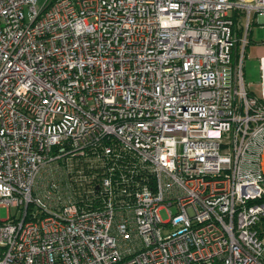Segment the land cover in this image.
Listing matches in <instances>:
<instances>
[{
    "label": "built area",
    "instance_id": "obj_1",
    "mask_svg": "<svg viewBox=\"0 0 264 264\" xmlns=\"http://www.w3.org/2000/svg\"><path fill=\"white\" fill-rule=\"evenodd\" d=\"M254 17L264 0H0V264H264Z\"/></svg>",
    "mask_w": 264,
    "mask_h": 264
},
{
    "label": "rangeland",
    "instance_id": "obj_2",
    "mask_svg": "<svg viewBox=\"0 0 264 264\" xmlns=\"http://www.w3.org/2000/svg\"><path fill=\"white\" fill-rule=\"evenodd\" d=\"M44 2L45 0H39V5H42ZM235 21L237 28L241 23L244 25L247 22V19L242 17L240 20V18L235 16ZM244 35L245 30L242 31L241 37ZM248 40L249 44L245 50L244 56L242 57L244 81L247 91L256 97H260L262 93L261 64L263 61L260 60L259 55H264V25L260 24L258 18L256 17L252 19ZM239 59H241V53ZM9 210L10 211L0 206V220H6L10 215L15 214L14 209ZM160 214L164 220H168V216L165 211Z\"/></svg>",
    "mask_w": 264,
    "mask_h": 264
},
{
    "label": "trees",
    "instance_id": "obj_3",
    "mask_svg": "<svg viewBox=\"0 0 264 264\" xmlns=\"http://www.w3.org/2000/svg\"><path fill=\"white\" fill-rule=\"evenodd\" d=\"M239 35L241 36L242 35V32L239 30ZM240 44H238L236 50H235V53H234V59H235V62H238L239 60V57H240Z\"/></svg>",
    "mask_w": 264,
    "mask_h": 264
},
{
    "label": "crops",
    "instance_id": "obj_4",
    "mask_svg": "<svg viewBox=\"0 0 264 264\" xmlns=\"http://www.w3.org/2000/svg\"><path fill=\"white\" fill-rule=\"evenodd\" d=\"M259 56H263V55H259Z\"/></svg>",
    "mask_w": 264,
    "mask_h": 264
}]
</instances>
